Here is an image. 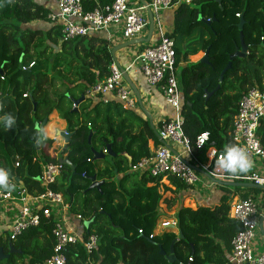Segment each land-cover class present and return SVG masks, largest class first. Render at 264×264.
<instances>
[{
	"label": "trees",
	"instance_id": "obj_1",
	"mask_svg": "<svg viewBox=\"0 0 264 264\" xmlns=\"http://www.w3.org/2000/svg\"><path fill=\"white\" fill-rule=\"evenodd\" d=\"M38 1L0 0V169L30 193L42 194L46 188L37 179L44 166L67 159L76 168L73 172L71 166L62 165L61 177L50 188L63 194L73 214L92 221L88 230L84 227L85 236L96 235L99 242L92 254L81 244L70 246L67 264H171L160 251L168 256L177 239L173 264H228L231 242L242 229L229 218L231 203L264 191L218 186L217 203L198 205L196 210L180 206L177 233L169 229L150 239L160 217L161 179L131 173V168L152 156L150 141L160 145L157 129L144 111L125 110L115 100L104 103L87 96L110 75L114 63L110 43L102 36L64 41L59 27L49 22L52 11ZM82 1L86 11H93L97 4L112 0ZM241 21L247 57L232 61L215 92L230 57L241 48ZM34 23L50 27L40 29ZM168 37L176 43L184 131L192 143L208 132L224 153L232 146L230 133L243 95L254 87L264 92V0L182 3L175 9L174 29ZM208 50L210 64L190 62L189 57ZM32 62L33 69L22 70ZM82 98L76 110L75 103ZM9 115L15 124L5 128L3 118ZM54 117L64 123L69 142L57 134L37 144L42 126L49 131ZM258 136L264 146V119ZM108 145L113 156L96 159L95 154ZM94 176L103 182L99 190L90 189ZM170 183L176 192L188 189L175 178ZM175 205V200L168 202L169 209ZM52 229L43 223L25 232L12 247L1 238L0 248L10 254L8 264L50 259L55 245Z\"/></svg>",
	"mask_w": 264,
	"mask_h": 264
},
{
	"label": "built area",
	"instance_id": "obj_2",
	"mask_svg": "<svg viewBox=\"0 0 264 264\" xmlns=\"http://www.w3.org/2000/svg\"><path fill=\"white\" fill-rule=\"evenodd\" d=\"M46 1L56 5V11L51 12L48 19L51 26L59 27L63 40L67 42L93 36L104 37L110 45L116 39L126 43L143 39L149 34V13L152 14L153 34L157 33L159 39L150 47L141 48L125 71L130 76L131 70L136 69L149 88L162 93L173 115L158 125L157 134L161 144L151 151L152 156L132 166L131 173L160 178V183L168 182L170 185V178H175L190 191H197L203 185V178L213 186H219L216 182L264 186V146L258 136L264 119V92L258 87L243 95L230 133L232 146L245 149L252 161L253 166L247 173L233 175L217 163L224 159L225 152L218 151L208 132L199 134L192 143L184 131L182 96L176 74V43L165 31L161 12L175 10L182 3L191 4L193 0H144L147 6L139 0H112L107 4H97L93 11H86L82 0ZM34 67L35 63L32 62L22 66V70L28 71ZM87 96L104 103L115 100L129 111L138 110L139 107L134 91L115 62L110 68V75L95 84ZM58 136L66 138L69 133L59 132ZM175 145L181 146L183 152L177 150ZM103 153L107 155V150L104 149ZM258 166L262 170H257ZM15 167L19 168L20 162ZM61 174L62 165L59 163H49L43 167L37 179L46 188L42 194L30 193L10 175L9 183L15 185L14 190L8 192L0 189V239L8 241L10 246L25 232L43 223L53 226L54 254L38 264H67L65 253L70 246L81 244L88 254L94 253L98 246V236H85L84 218L73 214L63 194L50 188L57 183ZM263 216L264 194H252L247 199L236 198L232 201L229 218L238 222L242 229L231 242V264H264V254H257L253 248L257 234L262 236L260 222ZM73 221L79 223L81 230L73 225ZM156 228L150 239L158 236L159 232L177 230V220L163 221L162 224L158 221Z\"/></svg>",
	"mask_w": 264,
	"mask_h": 264
},
{
	"label": "crops",
	"instance_id": "obj_3",
	"mask_svg": "<svg viewBox=\"0 0 264 264\" xmlns=\"http://www.w3.org/2000/svg\"><path fill=\"white\" fill-rule=\"evenodd\" d=\"M38 3L45 5L52 12L56 11V5L53 2H50V1L43 2L40 0V1H38ZM168 11H170V10H168ZM168 16H169V14H168ZM173 17L170 19L171 20L170 25H171L172 29L169 27L170 31H166L168 34H171L173 32V28H174ZM41 24L42 23H34L33 25L38 26L40 29H49V27H50L48 24H45V23H43L44 25H41ZM42 27H44V28H42ZM155 35L156 34L152 35V37L150 38V42L147 44L150 45V44H152V42L156 43L158 41L159 35L157 34V37H154ZM121 45H123L122 40L116 39L111 44V48L114 49V48H117ZM136 46L141 48L140 46H142V44H138ZM126 50H127L126 48L121 49L120 51H118L116 53L117 60H118L119 64L124 68V70H125V68H127L131 64V62L134 61L135 54H137V52L139 51V50L138 51L132 50V51L127 52ZM201 53L202 52H199L197 55L189 57L190 62H192V63L200 62L201 59L204 57V56L200 55ZM131 71L132 72H130V78L140 92L141 101H142V105H143L142 107L144 108V110H143V108L139 106L138 109L141 111H145L151 117L153 125L157 129L158 125L160 124V122L163 119L170 118L173 115V110L169 107V105L166 103L163 96L160 94V92L157 89L149 88L147 86V84L144 81V78L136 72V69H133ZM55 121H56V123H60V124L64 125V123L61 122L57 117L52 118L51 124L53 125L55 123ZM64 130H65V125H64ZM160 144H161V142H160ZM156 147L157 146L155 145V143L153 141L149 142L150 151H152ZM258 169L262 170V168L260 166H258L257 170ZM203 179H204L203 185H200L197 191L186 190V191L180 192L181 202H190L197 209V205H214L215 203H217L219 201V199L221 197V192H220L218 186H213L212 184H209V182L206 178H203ZM190 197H192V198H190ZM73 225L76 226L77 228H79V223L77 224V222L73 221ZM263 228H264V226H263ZM79 229L81 230V228H79ZM159 234H160V232H159ZM262 238H263L262 241H264L263 234H262ZM262 247H263V249L259 248L256 250L257 254H264V246H262ZM227 258H228V264H231L230 263L231 253L228 254Z\"/></svg>",
	"mask_w": 264,
	"mask_h": 264
},
{
	"label": "water",
	"instance_id": "obj_4",
	"mask_svg": "<svg viewBox=\"0 0 264 264\" xmlns=\"http://www.w3.org/2000/svg\"><path fill=\"white\" fill-rule=\"evenodd\" d=\"M141 2V4L147 6L146 2L144 0H139ZM223 0H218V3L221 5ZM149 17H150V26H149V34L146 38H143V39H139V40H134V41H131V42H128V43H125L124 45H121L117 48H114L112 49L111 53H112V56H113V59H114V62L116 64V66L118 67V69L120 70V72L122 73L123 75V78L125 79V81L127 82V84L130 86V88L134 91L135 93V96L137 98V102H138V105L140 107H142V101H141V95H140V92L139 90L137 89V87L135 86V84L133 83V81L131 80L129 74L124 70V68L119 64L118 60H117V57H116V53L118 51H120L121 49H125L127 47H130V46H133V45H138V44H147L150 42V38L152 37L153 33H154V23H153V18H152V14L149 13ZM243 27H244V22L241 21L240 25H239V29L241 31V34H240V41H241V48H237V51L234 55H232L230 57V62L228 63L227 67L225 68V70L222 72L221 76H220V84L219 86L217 87V89L215 90V92L219 91L220 88H221V83L223 82L224 80V76L225 74L232 68V61L236 58H246L247 57V52H248V48L247 46L245 45V42H244V36H243V33H242V30H243ZM201 63L203 64H210V61H209V50L204 54V57L201 59L200 61ZM22 64V62H20V65ZM0 73H1V70H0ZM214 94L213 93H210L208 96H207V100ZM82 101H84V98H82L81 100L77 101L75 103V109L78 110V107L79 105L82 103ZM143 108V107H142ZM144 110V108H143ZM145 112V111H144ZM147 118L149 119L150 121V124H151V127L154 129V125H153V122H152V119L151 117L145 112ZM44 126H42V130L44 129ZM157 135V138L159 139V141L161 142L160 138H159V135L156 133ZM69 138H70V135L68 137H66V144L69 142ZM90 139H91V136H90ZM106 150H107V155H105L103 152H100V153H96V159H106L107 156L108 157H112L113 156V153H112V146L111 145H108L106 147ZM131 161V160H130ZM59 163L61 165H69L71 166L73 172H75L76 168L74 166H72L70 164V162L67 160V159H60L59 160ZM199 172L203 173L201 170H199L198 168H196ZM90 181H91V187L90 189H94V190H99L101 185L103 184V182H100L97 180V177H91L90 178ZM217 185L219 186H227V187H230V188H241V189H254V190H262L264 191V186H260V185H255V184H250V183H219V182H216ZM92 224V221L90 222H85L84 223V227L86 228V230H88L90 228V225ZM263 225H264V216L261 218V222H260V230L264 236V228H263ZM180 238H182V235H180ZM178 242V239L175 240L172 245H171V249H170V254L167 256V254L162 250L161 248V251H160V254L162 256H165L167 258V260L173 264L175 262H177V258H176V255H175V245L176 243ZM12 247V246H11ZM14 252V251H13ZM12 252V253H13ZM10 259V254L9 255H5L4 253V250L2 248H0V261H5V260H9Z\"/></svg>",
	"mask_w": 264,
	"mask_h": 264
},
{
	"label": "rangeland",
	"instance_id": "obj_5",
	"mask_svg": "<svg viewBox=\"0 0 264 264\" xmlns=\"http://www.w3.org/2000/svg\"><path fill=\"white\" fill-rule=\"evenodd\" d=\"M174 12H175V10L161 12V17H162V20H163V26L165 28V31H170V28H171V25H170L171 24L170 23L171 20L170 19L174 16ZM168 14H169L170 17L171 16L172 17L170 18L168 16ZM173 20H174V17H173ZM154 37H157V33H156V35ZM122 42H123V40H122ZM125 43L126 42H123V45ZM152 44H153V42H152ZM152 44H150V45H152ZM150 45L149 44H145V45L140 46V47L141 48H143V47L147 48V47H150ZM141 48H139L136 45H133V46L127 47L126 48L127 49L126 51L127 52L132 51V50L133 51L134 50L138 51ZM200 55L201 56H204V52H202ZM46 132L51 137H55V136H57V132H60V133H63L64 132V125L63 124H60V123H56V121H55V123L53 124V126L51 127V129L49 131L47 130ZM175 147L180 152H183L181 146L175 145ZM151 186L152 185H150V187ZM167 188L169 189V191H167ZM173 188H174V186H171L168 182H163V183H160V185H159V194L161 195V198H162V200L160 202V209H159V212H160L159 222L161 224L163 223V221H166V222L167 221H175V219H176L175 216H176V213L179 210L180 206H182L184 208H189V209H192V210H195L196 209L194 207V205L192 203H190V202H181L180 192L174 191ZM232 189H235V188H232ZM258 194H264V193H258ZM190 198H192V197H190ZM171 200H175L176 201V205L172 209H169L168 208V202L171 201ZM174 232L177 233V230L175 229ZM262 240H263L262 236L260 234H257V237L253 241L254 242L253 243V248L255 250H257L259 248H262L263 249L262 246H264V241H262ZM0 264H8V260L0 261Z\"/></svg>",
	"mask_w": 264,
	"mask_h": 264
},
{
	"label": "clouds",
	"instance_id": "obj_6",
	"mask_svg": "<svg viewBox=\"0 0 264 264\" xmlns=\"http://www.w3.org/2000/svg\"><path fill=\"white\" fill-rule=\"evenodd\" d=\"M15 124V119L12 116L3 118V125L5 128H11ZM58 134V132H57ZM48 138L46 131H41L38 136L36 143L40 144L42 140ZM217 163L220 164L230 174L247 173L252 168V161L249 159L245 149L237 146H230L225 150L224 159L219 160ZM15 185L9 183V174L4 169H0V189H4L8 192L14 190Z\"/></svg>",
	"mask_w": 264,
	"mask_h": 264
}]
</instances>
